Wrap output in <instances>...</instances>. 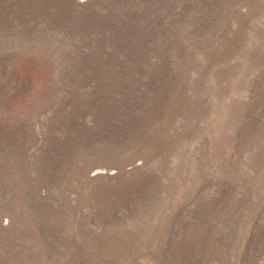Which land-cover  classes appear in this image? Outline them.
I'll return each instance as SVG.
<instances>
[{
    "label": "rangeland",
    "instance_id": "1",
    "mask_svg": "<svg viewBox=\"0 0 264 264\" xmlns=\"http://www.w3.org/2000/svg\"><path fill=\"white\" fill-rule=\"evenodd\" d=\"M0 264H264V0H0Z\"/></svg>",
    "mask_w": 264,
    "mask_h": 264
}]
</instances>
